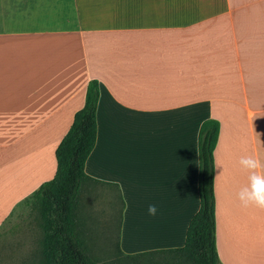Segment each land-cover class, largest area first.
Listing matches in <instances>:
<instances>
[{
  "label": "crops",
  "instance_id": "0c3cea01",
  "mask_svg": "<svg viewBox=\"0 0 264 264\" xmlns=\"http://www.w3.org/2000/svg\"><path fill=\"white\" fill-rule=\"evenodd\" d=\"M91 81L84 171L119 195V251L184 246L199 209L198 133L211 119L219 262L264 264V210L237 198L250 175L242 157L264 175V0H0V229L53 179Z\"/></svg>",
  "mask_w": 264,
  "mask_h": 264
},
{
  "label": "trees",
  "instance_id": "16d2710c",
  "mask_svg": "<svg viewBox=\"0 0 264 264\" xmlns=\"http://www.w3.org/2000/svg\"><path fill=\"white\" fill-rule=\"evenodd\" d=\"M98 97L97 82L91 81L86 89L83 108L76 112L68 132L55 150L53 179L43 183L25 200L39 215L42 231L39 264H97L76 235L75 219L77 198L82 188L89 189V182H97L86 175L84 168L95 143ZM218 134L217 121L209 119L202 122L198 133L199 209L189 222L184 246L134 256L123 255L117 247L120 257L131 260L172 256L183 264H220L216 250L213 193V153Z\"/></svg>",
  "mask_w": 264,
  "mask_h": 264
},
{
  "label": "rangeland",
  "instance_id": "374dc122",
  "mask_svg": "<svg viewBox=\"0 0 264 264\" xmlns=\"http://www.w3.org/2000/svg\"><path fill=\"white\" fill-rule=\"evenodd\" d=\"M90 190L78 196L75 220L76 235L89 250L92 261L97 264H183L172 256L131 260L120 257L117 252L119 195L114 190L101 193L97 187ZM25 200L0 229V264H39L41 259L39 215Z\"/></svg>",
  "mask_w": 264,
  "mask_h": 264
},
{
  "label": "clouds",
  "instance_id": "9594fccd",
  "mask_svg": "<svg viewBox=\"0 0 264 264\" xmlns=\"http://www.w3.org/2000/svg\"><path fill=\"white\" fill-rule=\"evenodd\" d=\"M239 165L250 173L247 186L241 188L237 193L240 204L244 207L251 205L264 210V175L257 172V169L262 167L260 161L252 156H245L239 160ZM157 211L155 204L148 206L149 216H156Z\"/></svg>",
  "mask_w": 264,
  "mask_h": 264
}]
</instances>
